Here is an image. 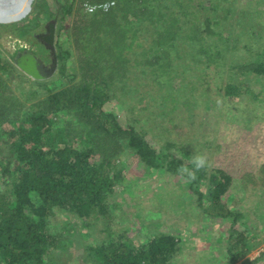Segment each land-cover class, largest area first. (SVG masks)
Wrapping results in <instances>:
<instances>
[{
    "label": "rangeland",
    "instance_id": "374dc122",
    "mask_svg": "<svg viewBox=\"0 0 264 264\" xmlns=\"http://www.w3.org/2000/svg\"><path fill=\"white\" fill-rule=\"evenodd\" d=\"M58 1L65 0H26L12 4L10 1L0 7V63L16 67L20 78L6 72L2 76L18 97L24 91L37 88L27 84L28 81L46 83L54 92L71 85L74 77L77 81L80 66L87 62L86 53L80 52L83 41L89 39L93 43L103 29L99 20L90 17L93 13L88 12L87 6L114 3L111 9L120 7V0H75L72 13L62 17L56 13ZM20 4V15L2 14L6 9H17ZM169 5L168 13L172 15L187 13L185 27L192 35L184 37V45H179L183 63L176 61L177 50L172 43L166 47L170 51L166 60L177 73L170 77L158 66L149 67V52L139 65L131 64L127 56L140 50L135 49L137 44L128 41L133 50H125L123 60L110 64L114 68V78L109 81L115 99L108 102L105 109L114 113L122 127H134L155 145H166L168 141L178 146L189 145L192 160H183V166L198 165V158H203L201 167L207 170L197 185L201 194L190 190L186 178L149 170L138 157L125 154L115 160L123 165L118 169L119 184L113 196L117 198L118 207L114 209L111 205V211L119 216L102 225L63 211L49 219L47 230L63 240L64 245L60 244L57 252L63 253L60 257L68 264H84L81 257L75 255L77 246L87 254L85 247L106 240V234L101 231L106 229L123 236L126 242L148 239L164 231H179L182 244L176 264H242L245 258L232 257L229 251V244L233 241L232 245H236L238 236H242L243 241L249 243L245 249L247 258L264 264V76L252 83L250 91L245 92L244 88L236 95L228 94L226 90L239 86L244 75L230 72V61L235 60L230 58L223 65L215 50L216 44L223 43L219 35L227 36L224 32L232 33V42L239 39L238 48L251 45L246 48L247 52L241 53L238 62L248 64L242 60H251L257 51L264 49V0H181L175 6ZM35 16L39 19L31 23ZM50 24L56 28L54 45L42 38L49 35ZM26 26L28 30L21 32ZM61 26L64 39L71 33L74 35L66 61V78L60 74L63 62L56 47L57 30ZM123 27L125 37L133 34L139 37L131 21L124 22ZM147 28L148 40L144 38V44L152 42L154 34L153 29ZM191 28H195L196 36ZM243 30L249 31L254 40L243 36ZM203 35H211L209 40L214 35L213 42L208 43L201 38ZM77 45L80 50L76 49ZM250 47L255 48L252 54L248 51ZM161 53L159 50L158 54ZM29 59L34 61L43 77L41 80L31 78L18 67ZM223 70L226 73L221 74ZM254 77L251 74L250 78ZM45 95L49 93L43 92L42 96ZM214 172L230 178L229 189L222 197V205L232 215L226 219L204 213L203 209L210 205L207 199L202 200V206L199 203L200 195L204 196L210 186L207 180ZM232 231L237 234L231 236ZM93 255L94 252L90 261Z\"/></svg>",
    "mask_w": 264,
    "mask_h": 264
},
{
    "label": "trees",
    "instance_id": "16d2710c",
    "mask_svg": "<svg viewBox=\"0 0 264 264\" xmlns=\"http://www.w3.org/2000/svg\"><path fill=\"white\" fill-rule=\"evenodd\" d=\"M74 1H58L56 13L67 17L73 11ZM180 1L120 0V7L111 9L106 15L100 11L91 14L90 17L99 20L103 29L93 43L89 39L83 41L80 52L86 53L87 62L80 66L77 81L74 77L64 90L54 92L46 83L28 81L27 84L37 88L24 91L18 97L2 75L6 72L20 78V72L11 64L0 63V264H68L64 257H60L63 253L57 252L63 240L47 230L49 219L63 211L83 221L93 220L102 225L119 216L111 211V205L114 209L118 207L117 198L113 196L119 184L116 177L118 169L123 166L115 160L125 154L138 157L149 170L186 178L190 190L201 194L197 185L207 170L193 164L183 166V160H192L189 145L178 146L168 141L166 145L158 143L156 146L134 127H122L114 113L105 109V105L115 99L109 81L114 78V68L110 64L123 60L125 50L132 51L133 44H137L135 49L140 51L127 56L131 64L139 65L149 52V67L158 66L170 77L177 73L169 67L171 62L166 60L170 52L166 47L172 43L177 50L176 61L183 63L179 45H184V37H192L185 27L187 13H168L169 4L175 6ZM21 6L15 10L6 9L2 14L7 13L9 17L20 15ZM124 7L127 9L125 12ZM37 19L39 16L30 22L36 23ZM126 21H131L137 28L139 37L123 35L122 29L126 30L123 23ZM146 27L153 29L154 34H150L152 42L144 44V38L148 40ZM27 30L28 26L21 32ZM190 31L197 35L195 28ZM243 31L242 35L249 41L254 40L249 31ZM224 34L227 36L219 35L223 43L215 45L216 56L223 65L230 58L235 60L230 61V72L244 75L239 86L229 87L226 91L236 95L237 91L245 88L248 92L252 83L263 79L264 49L257 51L251 60H242L248 64L238 62L236 60L241 53L247 52L246 48L251 45L238 48L239 39L232 42V33ZM203 36L201 38L208 43L215 37L212 35V40H209L211 35ZM73 40L72 33L64 39L62 26L58 27L56 47L63 62L60 69L63 78L68 76L65 75L66 61L70 57ZM128 41L132 45H128ZM76 49L80 50V46L77 45ZM159 50L163 52L160 55ZM248 51L252 54L255 48L250 47ZM143 66L147 67V63ZM251 74L255 76L253 79ZM45 91L49 95L43 97ZM6 123L11 125L9 130ZM213 175L207 180L210 186L204 196L200 195L199 203L202 206V200L207 199L210 205L203 209L204 213L212 218L226 219L232 215L222 205V197L229 189L230 178L220 173L218 176L216 172ZM101 231L106 234V240L85 247L87 254L77 246L75 255L80 256L84 264H176L181 253L182 233L179 231H164L148 239L140 238L137 242H126L123 236H117L108 229ZM230 234L235 236L237 232ZM232 244L233 241L229 244L232 257L239 255L245 258L242 264L257 263L247 258L245 249L249 243L243 241L242 236H238L236 245ZM239 246L241 250H238ZM92 252L93 261H90Z\"/></svg>",
    "mask_w": 264,
    "mask_h": 264
},
{
    "label": "water",
    "instance_id": "95a60500",
    "mask_svg": "<svg viewBox=\"0 0 264 264\" xmlns=\"http://www.w3.org/2000/svg\"><path fill=\"white\" fill-rule=\"evenodd\" d=\"M50 29V33L49 35L42 37L43 40L50 44V45H54L55 42V33H56V28L55 25L50 24L49 26ZM18 67L24 72L26 73L28 76H30L33 79L36 80H41L43 77L39 74V71L34 63L33 60L29 59V61H24L22 63H20L18 65Z\"/></svg>",
    "mask_w": 264,
    "mask_h": 264
},
{
    "label": "built area",
    "instance_id": "2783aa9c",
    "mask_svg": "<svg viewBox=\"0 0 264 264\" xmlns=\"http://www.w3.org/2000/svg\"><path fill=\"white\" fill-rule=\"evenodd\" d=\"M112 5H114V3H105V4H100V5H90V6H87V7H88V12H90V13H95L98 10L104 11V12H108L112 8Z\"/></svg>",
    "mask_w": 264,
    "mask_h": 264
},
{
    "label": "bare ground",
    "instance_id": "6f19581e",
    "mask_svg": "<svg viewBox=\"0 0 264 264\" xmlns=\"http://www.w3.org/2000/svg\"><path fill=\"white\" fill-rule=\"evenodd\" d=\"M11 1V4L12 3H14V2H22V1H24V0H0V7H2V6H4L5 4H7L8 2H10ZM27 55V54H26Z\"/></svg>",
    "mask_w": 264,
    "mask_h": 264
},
{
    "label": "clouds",
    "instance_id": "9594fccd",
    "mask_svg": "<svg viewBox=\"0 0 264 264\" xmlns=\"http://www.w3.org/2000/svg\"><path fill=\"white\" fill-rule=\"evenodd\" d=\"M203 164H204V160H203V158H198V167H201V166H203Z\"/></svg>",
    "mask_w": 264,
    "mask_h": 264
}]
</instances>
